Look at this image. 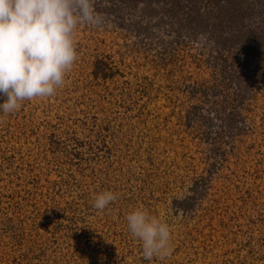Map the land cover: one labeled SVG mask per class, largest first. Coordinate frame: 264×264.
Listing matches in <instances>:
<instances>
[{"label":"rangeland","instance_id":"obj_1","mask_svg":"<svg viewBox=\"0 0 264 264\" xmlns=\"http://www.w3.org/2000/svg\"><path fill=\"white\" fill-rule=\"evenodd\" d=\"M205 1L93 0L64 85L0 114V264H264V0Z\"/></svg>","mask_w":264,"mask_h":264},{"label":"clouds","instance_id":"obj_2","mask_svg":"<svg viewBox=\"0 0 264 264\" xmlns=\"http://www.w3.org/2000/svg\"><path fill=\"white\" fill-rule=\"evenodd\" d=\"M80 24H101L93 0H0V114L18 111L25 100L50 98L64 85L77 59L74 33ZM115 199L105 190L93 206L103 211ZM126 220L145 259L171 255L166 223L141 209Z\"/></svg>","mask_w":264,"mask_h":264},{"label":"trees","instance_id":"obj_3","mask_svg":"<svg viewBox=\"0 0 264 264\" xmlns=\"http://www.w3.org/2000/svg\"><path fill=\"white\" fill-rule=\"evenodd\" d=\"M122 2V1H120ZM243 2V0H241V3ZM207 9L215 7V9H217V11H226V13L228 12L230 13V9L232 7H240V10L245 9V8H251V6H243L240 4V0H207L205 1V5H204ZM228 14V15H229ZM225 16H223V20ZM227 19H233V16L231 15L230 17H226ZM221 21V18L219 19ZM218 37V36H217ZM227 37L226 35L223 37L225 38ZM218 39H221L220 37H218Z\"/></svg>","mask_w":264,"mask_h":264}]
</instances>
